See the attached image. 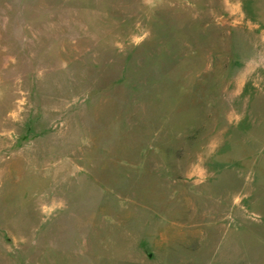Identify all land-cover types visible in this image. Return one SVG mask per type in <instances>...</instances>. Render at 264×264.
Wrapping results in <instances>:
<instances>
[{
    "label": "rangeland",
    "instance_id": "1",
    "mask_svg": "<svg viewBox=\"0 0 264 264\" xmlns=\"http://www.w3.org/2000/svg\"><path fill=\"white\" fill-rule=\"evenodd\" d=\"M0 264H264V0H0Z\"/></svg>",
    "mask_w": 264,
    "mask_h": 264
},
{
    "label": "crops",
    "instance_id": "2",
    "mask_svg": "<svg viewBox=\"0 0 264 264\" xmlns=\"http://www.w3.org/2000/svg\"><path fill=\"white\" fill-rule=\"evenodd\" d=\"M155 237H156V239H155L156 242H164L168 238L164 233H158L157 234V232L155 233Z\"/></svg>",
    "mask_w": 264,
    "mask_h": 264
}]
</instances>
